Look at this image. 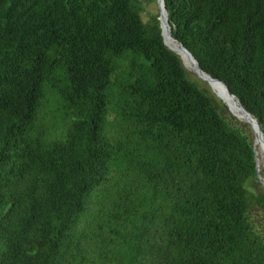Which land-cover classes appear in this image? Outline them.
I'll return each instance as SVG.
<instances>
[{"label":"trees","instance_id":"1","mask_svg":"<svg viewBox=\"0 0 264 264\" xmlns=\"http://www.w3.org/2000/svg\"><path fill=\"white\" fill-rule=\"evenodd\" d=\"M143 2L0 0V264H264L253 133ZM164 3L264 136V0Z\"/></svg>","mask_w":264,"mask_h":264},{"label":"water","instance_id":"2","mask_svg":"<svg viewBox=\"0 0 264 264\" xmlns=\"http://www.w3.org/2000/svg\"><path fill=\"white\" fill-rule=\"evenodd\" d=\"M156 3L158 5V12H159L158 20H159V25H160V29H161V35H162L163 43L167 46L168 49H170L171 51H173L176 55H178L180 57L183 65H184L183 57H185L192 63L193 72H195L198 75H200L206 81H213L214 80V81H217V82H219V83H221L223 85V87L225 88V91L228 94V96L231 99L234 100V103H236L237 106L243 112V116H244L245 120L247 121L246 123L249 124V126H250V128L252 130V133L254 135V139L258 138L261 141V148L264 151V136H263V133H262V131L260 129V126H259L257 120L241 106V104L235 98V96L230 93L228 87L226 86V84L224 82L211 77L208 73L203 71L200 68L197 60L192 56V54L181 43L177 42V40L171 34V28H170L169 23H168V15H167V11H166V6H165V3H164V0H156ZM163 14H165V16H166V20L165 21L163 20ZM165 25H168L169 30L165 31ZM170 39H172L173 41H175L178 44L179 49H173V48L170 47V45L167 43V40H170ZM224 105L227 107L228 111L232 114V112L229 110L228 106L225 103H224ZM253 123L256 125V127L253 126ZM252 146H253L254 158H255V161H256L257 176L259 178L258 164H257V158H256V152H255L254 144H252ZM261 183H262V185L264 187V181L263 180L261 181Z\"/></svg>","mask_w":264,"mask_h":264},{"label":"rangeland","instance_id":"3","mask_svg":"<svg viewBox=\"0 0 264 264\" xmlns=\"http://www.w3.org/2000/svg\"><path fill=\"white\" fill-rule=\"evenodd\" d=\"M142 5H143V12H142L141 16H142V18H143V20L145 22L148 21L149 16L151 14H159L158 5L156 3V0H155V2H152L150 4H145L143 2ZM167 42H168V40H167ZM184 68L186 70L187 78L190 81L194 82L201 89L205 90L206 92H208L209 94L214 96L216 98V100H218L219 102L223 103L221 101V99H219L216 96V94L212 91L211 87L209 86V84L206 81L201 80L198 77V75H196L191 69H188L186 66H184ZM45 112H46V115H45L46 120L45 121L47 123H51L54 126V128L59 132L60 129L62 128V123H61V121L59 119V117H61V115L58 114L57 107H56V105H55V103L53 101V98H50L49 101L46 102V104H45ZM233 117L239 123L247 124L246 122L237 119L235 116H233ZM247 125H248L249 129L251 130L249 124H247ZM251 133H252V130H251ZM253 140H254V135H253ZM253 142H252V144H253ZM257 163H258V171H259V178H260V179L258 178V182H259L258 185H259V187L262 188V190H264V187H263V185L261 183L262 180L264 181V152L263 151L259 150L257 152ZM257 188H258V186H257ZM254 212H255L254 218H253L254 222H255L256 226H258L260 228L261 232L264 234V215L258 209H255Z\"/></svg>","mask_w":264,"mask_h":264},{"label":"bare ground","instance_id":"4","mask_svg":"<svg viewBox=\"0 0 264 264\" xmlns=\"http://www.w3.org/2000/svg\"><path fill=\"white\" fill-rule=\"evenodd\" d=\"M163 20L165 21L166 20V16L165 14H163ZM169 30V27L168 25H165V31ZM171 48L173 49H179V46L178 44L173 41L172 39L168 40L167 42ZM183 62L185 64V66L188 68V69H192V63L185 57H183ZM195 73V72H194ZM196 75H198L197 73H195ZM198 77L203 80V81H206L205 79H203L200 75H198ZM209 86L211 87L212 91L216 94V96L221 99L229 108V110L232 112V114L238 118L239 120L241 121H244V122H247L243 116V112L241 111V109L237 106L236 103H234V100L231 99L228 94L226 93L225 91V88L223 87V85L217 81H206ZM253 126L256 127V125L253 123ZM254 147H255V152H256V158H257V152L260 150V151H263L262 148H261V141L258 139V138H255L254 139ZM264 152V151H263ZM258 164V163H257Z\"/></svg>","mask_w":264,"mask_h":264}]
</instances>
